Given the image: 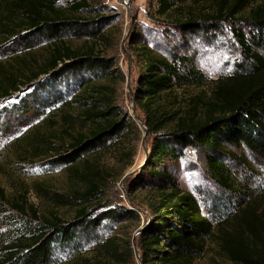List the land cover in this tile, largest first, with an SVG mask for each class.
I'll return each mask as SVG.
<instances>
[{
	"label": "rangeland",
	"instance_id": "1",
	"mask_svg": "<svg viewBox=\"0 0 264 264\" xmlns=\"http://www.w3.org/2000/svg\"><path fill=\"white\" fill-rule=\"evenodd\" d=\"M71 1L62 0L59 6L68 9ZM86 1L90 5L77 12L82 17L79 21L83 24L81 30L66 29L54 37L25 30L23 37L0 46V62L6 63L5 69L9 72L31 75L47 61L54 43L59 41L71 47L93 45L99 55L117 62L110 70L119 67L125 78L118 83L115 102L138 127L126 125L99 145L95 150L98 153L90 151L82 155V159H97V166L108 177L103 199L87 205L88 219L91 222L100 220L107 212L117 216L125 209L136 210L140 219L127 221L108 217L94 228L81 227L76 230L73 239L55 244L49 264H89L95 260L98 243L109 238L120 243L130 240L132 247L135 239L138 247L141 233L138 231L150 222L148 217L153 218L150 206L157 199V186L172 187L173 183L196 197L204 216L212 222L215 233L220 232L218 227L223 223L221 229L224 231L236 236L243 231L250 236L247 224L235 217L230 219V215H237L245 207H250L255 215L264 220V164L242 144L225 145L223 160L232 179V188H228L212 178L208 168V150L178 146L163 166L166 177H154L144 167L155 136L148 133L144 145L145 131L137 120L145 121V114L137 102L135 118L132 116L133 94L141 73V61L136 54L140 45H147L159 55L177 60L184 71L196 67L208 78V83L203 86L178 88L174 94L165 96L175 97V102L185 101L197 94L208 98L215 80L251 70V60L235 33L241 31L253 50L264 56V30L256 28L246 19L249 8L242 14L223 18L204 29L188 31L168 23L172 17L159 13L156 0ZM209 2L200 0L196 4L189 0L184 7L205 5L203 8L208 10L213 4L212 0ZM257 4L264 5V0H256L252 6ZM184 13L181 9L174 12L178 17ZM44 78L45 75H42L31 83L26 80L20 92L0 99V258L10 253L7 246L20 237H32L39 229L47 231L48 228L42 224L44 219L57 216L68 225L83 206L75 199L71 206H64L53 199L55 195L73 196L80 185L70 176L67 165L56 164L60 152L51 148L54 146L62 153L71 152L60 146L68 138L61 120V108L78 91L80 79L76 73L49 82L44 90ZM39 81H42L41 85L37 84ZM100 83H107V79ZM60 92L62 97L55 95ZM20 98L25 99L28 106L34 104L39 115L26 120L24 111L13 106L19 103ZM70 111L77 112L74 109ZM261 232L264 236V230ZM251 243L263 245L255 238L251 239ZM135 261L132 264H140L137 257ZM193 264L234 263L223 252L219 238H212Z\"/></svg>",
	"mask_w": 264,
	"mask_h": 264
},
{
	"label": "trees",
	"instance_id": "2",
	"mask_svg": "<svg viewBox=\"0 0 264 264\" xmlns=\"http://www.w3.org/2000/svg\"><path fill=\"white\" fill-rule=\"evenodd\" d=\"M61 1L0 0V46L23 37L25 30H35L36 34L45 37H54L66 29L81 30L83 24L79 21L82 17L77 12L90 4L86 0H73L66 9L59 6ZM156 1L159 13L172 17L171 22H166L183 30L204 29L223 18L242 14L248 8L246 19L264 30V5L252 6L256 0H212L208 10L203 8L205 5L184 7L189 0ZM180 9L185 13L178 17L174 12ZM235 33L251 60L252 69L215 80L208 98L197 94L175 102V97H165L174 94L178 88L203 86L208 83V78L196 67L182 70L177 60L163 57L147 45L136 49L141 61L136 102L145 114L148 133L155 136L144 168L154 177H166L163 166L178 146L208 150L212 178L228 188H232V179L223 160L225 145L242 144L264 164V56L253 50L241 31ZM54 44L50 57L31 75L9 72L5 69L6 63L0 62V99L20 92L26 80L31 83L45 75V90L49 82L78 74V91L67 100V106L61 108V120L68 138L60 146L71 152L62 153L54 146L51 148L60 152L56 164L67 165L70 176L80 185L73 196L55 195L53 199L64 206H71L75 199L83 206L68 225L57 216L44 219L42 224L48 230L39 229L32 237H20L8 245L10 253L1 256L0 264H49L55 244L73 239L81 227L94 228L108 217L127 221L140 219L139 212L125 209L117 214L119 217L107 212L102 219L91 222L87 211V205L103 199L108 177L97 166V159H82V155L90 151L98 153L97 147L126 125L138 127L115 102L118 83L125 75L119 67L110 70L117 62L99 55L93 45L83 48L65 45L63 41ZM103 79H107V83H100ZM39 83L41 85L42 81ZM55 95L63 96L61 92ZM20 99L13 106L24 111L26 120L39 115L34 104L28 106L25 99ZM14 107L11 109H16ZM156 189L157 199L150 206L153 218L148 217L150 222L138 238L142 264H193L212 238H219L223 252L234 264H264L261 232L264 220L255 215L253 209L245 207L241 213L230 215V219L235 217L247 224L250 236L243 231L238 236L224 231L221 229L223 223L218 227L220 232L215 233L212 222L204 216L199 201L191 192L181 190L175 183L172 187L160 185ZM252 238L261 240L263 245H253ZM135 257L130 240L120 243L109 238L98 243L95 260L89 264H132L136 263Z\"/></svg>",
	"mask_w": 264,
	"mask_h": 264
},
{
	"label": "water",
	"instance_id": "3",
	"mask_svg": "<svg viewBox=\"0 0 264 264\" xmlns=\"http://www.w3.org/2000/svg\"><path fill=\"white\" fill-rule=\"evenodd\" d=\"M133 103H134V110H133V114H132V116L135 118V112H136V111H135L136 97H135L134 94H133ZM136 119H137V118H136ZM137 121H138V123H139V126L145 131V137H144V140H143V143H144V145H145V138H146V136L148 135V128H147V126H146L145 121H142V120H140V119H138ZM146 151H147V149H146ZM128 175H129V173H128L126 176H128ZM142 230H143V229H140L138 232L140 233V232H142ZM133 248H134L135 256L138 258L140 264H142L141 254H140L139 249H138V247H137V245H136V243H135V239H134V243H133Z\"/></svg>",
	"mask_w": 264,
	"mask_h": 264
}]
</instances>
